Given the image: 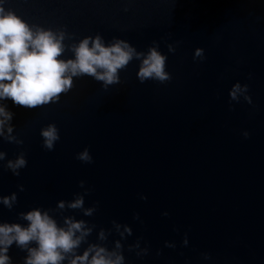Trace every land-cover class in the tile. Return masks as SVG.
Returning a JSON list of instances; mask_svg holds the SVG:
<instances>
[{"label":"water","instance_id":"water-1","mask_svg":"<svg viewBox=\"0 0 264 264\" xmlns=\"http://www.w3.org/2000/svg\"><path fill=\"white\" fill-rule=\"evenodd\" d=\"M4 6L30 25L74 34L66 44L100 34L106 44L116 37L147 52L157 41L172 79L141 83L133 60L120 72L121 83L107 90L84 76L56 104L26 109L0 101L14 113L13 134L23 140L0 139L7 154L0 196L17 194L12 210L0 204V221L26 224L18 213L56 209L88 189L85 207L96 205L93 216L71 209L52 214L61 225L64 216L96 225L91 243L113 221L131 227L121 240L125 264H264V0H8ZM197 48L204 60L193 59ZM237 82L248 85L252 104L230 100ZM49 124L60 135L51 151L40 135ZM85 148L91 163L76 158ZM21 152L27 166L16 176L4 165ZM118 239L113 229L104 243L111 249ZM137 240L147 255L128 250ZM8 254L12 264H24L25 251L13 245Z\"/></svg>","mask_w":264,"mask_h":264},{"label":"clouds","instance_id":"clouds-1","mask_svg":"<svg viewBox=\"0 0 264 264\" xmlns=\"http://www.w3.org/2000/svg\"><path fill=\"white\" fill-rule=\"evenodd\" d=\"M8 0H0V101L11 100L14 105L26 109L41 108L56 104L62 95L75 87L74 78L88 76L101 82L105 90L109 86L121 83L120 72L133 61H139L137 79L143 83L148 80L160 83L172 79L166 71L167 56L159 50V42L153 41L147 52L138 51L129 41L114 37L111 42H105L102 35L86 36L78 42L72 41L74 34L64 29H46L40 25L29 24L12 9L5 8ZM127 11V9H125ZM168 51L175 53L176 47L168 44ZM71 52L72 58H62ZM205 59L202 48L195 49L193 59ZM247 84L235 83L229 91L231 101L237 103L241 98L252 104L248 94ZM14 113L0 103V139L22 145L23 140L14 135L12 124ZM40 135L43 147L49 151L55 148L59 141V130L55 124L42 128ZM247 138L249 133L243 132ZM7 154L0 150V162L5 161ZM78 160L91 163L92 156L87 148L79 152ZM27 166L25 155L21 152L15 159H8L7 169L19 176L20 169ZM84 181L80 187L84 188ZM24 191L23 185H18ZM85 189L83 194H76L70 201L61 200L56 209L33 208L27 212L18 213V218L26 224L0 221V264H12L9 256L10 248L15 245L26 252L24 264H125L121 240L132 235L128 225L113 221V229L120 236L110 249L104 243L113 229H100L97 241L88 242L96 225L87 221L77 220L73 216H64L63 224H58L52 213L66 209L81 210L84 216L91 217L96 211V205L85 207ZM141 199H147L141 196ZM17 203V194L0 196V204L12 210ZM164 215H168L167 212ZM139 219V216H135ZM83 244L87 247L79 251ZM185 246L188 239L185 235ZM165 246L174 248L175 244L165 242ZM128 250L136 251L137 256L148 254L147 247L141 248L140 242L129 245ZM204 254V259H209Z\"/></svg>","mask_w":264,"mask_h":264}]
</instances>
